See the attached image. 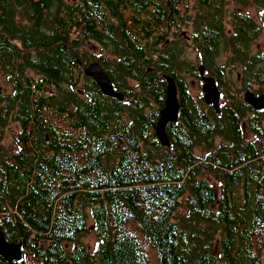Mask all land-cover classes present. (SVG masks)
I'll return each instance as SVG.
<instances>
[{
    "label": "trees",
    "instance_id": "trees-1",
    "mask_svg": "<svg viewBox=\"0 0 264 264\" xmlns=\"http://www.w3.org/2000/svg\"><path fill=\"white\" fill-rule=\"evenodd\" d=\"M229 2L232 29L219 41ZM193 12L221 89L220 44L235 68L263 65L264 87V54H248L264 0H0V229L22 244L13 264H264L263 111L224 92L220 113L191 100L174 66L181 42H166ZM93 60L124 100L85 75ZM166 76L182 108L166 125L168 147L155 119Z\"/></svg>",
    "mask_w": 264,
    "mask_h": 264
},
{
    "label": "rangeland",
    "instance_id": "rangeland-1",
    "mask_svg": "<svg viewBox=\"0 0 264 264\" xmlns=\"http://www.w3.org/2000/svg\"><path fill=\"white\" fill-rule=\"evenodd\" d=\"M233 7L234 4L229 2L224 8L223 23H226V25H223V34H225V37H222L219 41L229 38L227 32L232 29L231 14L233 12ZM258 11L259 9L250 7L248 8L246 13L251 16L258 25H260ZM196 19V12L190 13L188 15L186 24H181L178 29H175L168 38L166 44H169L177 37L178 41L181 42L178 46L175 44L172 45V47L176 49L177 53L175 54H179L178 59L174 61L176 73L178 77L187 82L189 91L193 99L196 102H200L201 97L203 96V82L201 76H198V74L200 75L202 71L205 76L210 75H208L205 70L206 64L203 61L204 56L199 44L200 41L197 40L199 38V32L195 34ZM163 46L164 44H161L158 48H162ZM85 47H91L92 51L89 49V52L94 56V59L105 58L109 60V53L107 52V50H105V46L98 44H86ZM219 48L220 49H217V53L215 58L213 59V63H215L217 66H222L225 71L228 84L223 89L224 95L239 102H245L244 98L248 90H251L255 93H264V87L258 84V77L257 75H255L261 69V67H263V65L257 64L256 70L252 72H250L249 69L244 70L241 65H238L240 67L235 68L230 52L226 51L221 44L219 45ZM248 54L249 57L256 58H259L261 54H264V32H261V35L258 37V39L254 40L253 48H251ZM92 62H97V60H93ZM194 69H196L198 72L196 75L192 73ZM128 83H130L129 86L131 87L136 86V83L134 81H129ZM204 104L207 105L206 103ZM225 105L228 106L229 102L226 98L222 97V99L220 100V106L222 107ZM248 116L250 117L252 116V114L249 113ZM259 119H262L261 122L262 124H264V114L261 115ZM17 130H19V127L16 124L7 128V138L4 140V144L8 148L15 147V144L11 139V135ZM219 142L220 140L217 141V143ZM196 151L199 155H201L199 149H197ZM82 240L85 244H90L91 247L95 245V238L92 234L86 233ZM150 260H152L151 257Z\"/></svg>",
    "mask_w": 264,
    "mask_h": 264
},
{
    "label": "water",
    "instance_id": "water-1",
    "mask_svg": "<svg viewBox=\"0 0 264 264\" xmlns=\"http://www.w3.org/2000/svg\"><path fill=\"white\" fill-rule=\"evenodd\" d=\"M201 74L204 73L201 71ZM85 75L87 77L93 78L97 84L99 85L100 89L102 90L103 94L106 96L117 98L119 100H124V95L120 92H117L114 89V86L108 77V75L103 70L101 64L97 62H92L89 66L85 69ZM167 80V101L166 105L169 104V107L174 108L171 109V116H164L163 113L166 111L164 108L161 111V118L157 123V134L162 143V146H170V140L166 132V125L169 122L176 123L178 119V112H179V102L177 98V86L175 80L171 76H166ZM203 91L205 93V99L208 103H212L217 111H219V103H220V91L216 85L215 79L213 77H205L203 76ZM206 91L209 92V96L207 97ZM244 101L246 104L252 106L254 110L260 111L264 110V93L257 96L252 91H247L245 94ZM258 102V103H257ZM161 128V130H160ZM163 139H162V136ZM5 246H12L15 248L16 256L11 257L10 259L6 258L1 252L0 255L9 263L13 264L14 261H19L23 257V253L21 252L22 244L16 242H9L6 238L5 233L0 229V247L4 248Z\"/></svg>",
    "mask_w": 264,
    "mask_h": 264
},
{
    "label": "flooded vegetation",
    "instance_id": "flooded-vegetation-1",
    "mask_svg": "<svg viewBox=\"0 0 264 264\" xmlns=\"http://www.w3.org/2000/svg\"><path fill=\"white\" fill-rule=\"evenodd\" d=\"M225 8V7H224ZM203 76H205V75H202L201 74V79H202V82H203ZM177 77H178V75H177ZM205 77H213V76H205ZM214 79H215V77H213ZM173 79L175 80V78L173 77ZM175 82H176V80H175ZM215 82H216V85H217V87H218V89H219V91H220V100L222 99V97H223V94H222V92H224L223 91V89L225 88V87H223V89H221V87H222V85H221V83L219 82V81H216V79H215ZM186 83V86H187V89H188V93L190 94V96H191V93H190V91H189V87H188V84H187V82H185ZM168 84V83H167ZM203 85H204V82H203ZM202 91H203V86H202ZM248 91H251V90H248ZM253 92V91H252ZM255 93V92H254ZM257 96H259V95H261V93H255ZM263 94V93H262ZM179 94H178V90H177V98H178V102H179V112H178V119H177V121H176V123L179 121V116H180V114H181V110H182V108H181V103H180V99H179ZM224 98V97H223ZM191 100H193L196 104H204V103H206L207 105H205V109L208 111V108L206 107V106H211V107H213V109L215 110V112H217V113H220V111H221V106H220V103H219V111H217L216 109H215V107H214V105L211 103H208L207 101H206V99H205V93H204V91H203V96L201 97V101L200 102H196L194 99H193V97L191 96ZM165 106H166V102L164 103V105L161 107V108H158V106L156 105V107L158 108V111H156L157 112V114L158 113H161V111L165 108ZM252 107V106H251ZM254 109V108H253ZM151 111V110H150ZM260 111H263V114H264V110H260ZM151 112H154V111H151ZM160 118H161V114L159 115V118L157 119V117H155V119L157 120V123H158V121L160 120ZM156 123V124H157ZM169 123H172V122H169ZM168 123V124H169ZM167 124V125H168ZM175 124V123H174Z\"/></svg>",
    "mask_w": 264,
    "mask_h": 264
},
{
    "label": "bare ground",
    "instance_id": "bare-ground-1",
    "mask_svg": "<svg viewBox=\"0 0 264 264\" xmlns=\"http://www.w3.org/2000/svg\"><path fill=\"white\" fill-rule=\"evenodd\" d=\"M206 94H207L206 95L207 97L210 95L208 91H206ZM165 108H166V111L163 113V115L170 117L171 116V109H174V108L169 107V104H167L165 106ZM160 130H161V128H160ZM161 136H162V134H161ZM162 139H163V136H162ZM15 251H16L15 248L12 247V246H5L4 248L0 247V252L8 259H10L11 257L16 256L15 255L16 254Z\"/></svg>",
    "mask_w": 264,
    "mask_h": 264
}]
</instances>
